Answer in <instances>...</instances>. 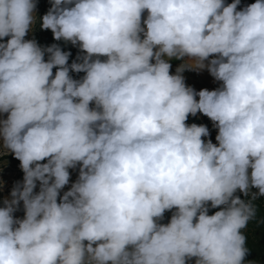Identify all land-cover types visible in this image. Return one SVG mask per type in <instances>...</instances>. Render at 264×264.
I'll return each mask as SVG.
<instances>
[{
    "label": "clouds",
    "instance_id": "obj_1",
    "mask_svg": "<svg viewBox=\"0 0 264 264\" xmlns=\"http://www.w3.org/2000/svg\"><path fill=\"white\" fill-rule=\"evenodd\" d=\"M240 2L51 0L40 26L78 45L69 65L25 39L36 0H0V147L24 173L0 207V264H244L256 209L235 193L264 196V0ZM204 69L220 87L185 84ZM198 112L217 144L185 123Z\"/></svg>",
    "mask_w": 264,
    "mask_h": 264
},
{
    "label": "rangeland",
    "instance_id": "obj_2",
    "mask_svg": "<svg viewBox=\"0 0 264 264\" xmlns=\"http://www.w3.org/2000/svg\"><path fill=\"white\" fill-rule=\"evenodd\" d=\"M36 3H37V7L35 10V15L37 18L36 23L33 27V30L30 31L26 35V37H25L26 40L35 39L36 41H38V39L41 38L42 28H41V26H39L37 24L38 17L40 15H43V13L48 11L49 8L51 7V0H36ZM224 3H225V5H227L228 0H224ZM249 4H250V0H241V5H240L239 9H242L243 7H246ZM146 15H147V13L145 12L143 14V17H146ZM169 62L171 64L170 74H175L177 67L181 63H183V61L176 60V59H172ZM187 75H186V70H185L183 72V76L185 78V84L187 86L192 87L197 92L200 91L201 89H208L211 91V90H214V89L220 87V85L209 86L205 82L192 80V79L188 78ZM197 99H198V97H197ZM6 118H7L6 113L0 114V120L6 119ZM185 123L188 125H191L193 123H195L197 125H206L208 130H209V136L208 137H202V139H204L205 141L210 139L214 144H217V141L215 138H216V135L218 134V129L213 126V122L207 116L198 112L196 114V116L189 115V117ZM0 145H2V140H0ZM5 152H6V150H4L2 147H0V207H3V201L6 198L11 199L10 193H11L13 187L17 183H22L23 176H24V173L22 172V170L20 168V161L17 160L14 157V155L10 152H6V154H3ZM44 162H46V161H44ZM69 172H70L69 184L66 185L63 190H61V193H60L61 196L63 195V192L68 191L71 187V184L74 183L78 179L79 167H77L76 169H69ZM252 190L253 189H251V191ZM34 191H36V192L39 191V184H37V188ZM239 194H242V193L239 191H237L235 193V195H239ZM58 202H59V198H58ZM218 210H220V209L219 208H211L209 206L208 214L212 215ZM174 211H175V209H172L171 211H166L164 213L163 219L159 222L161 224L169 223L171 216H172ZM14 217L20 218V219H22L24 217L23 202L20 203L18 210L15 211ZM248 224H249V222H248ZM248 224H247L246 228L241 230L244 235H246L248 232ZM252 236H253V238L256 237L254 234ZM246 239L249 240V238H246ZM250 240L252 241V239H250ZM249 262H251V264H264V252H262L260 256H254L253 253L248 251V254L245 257L244 264H249ZM188 263L189 264H195V258L188 261Z\"/></svg>",
    "mask_w": 264,
    "mask_h": 264
},
{
    "label": "trees",
    "instance_id": "obj_3",
    "mask_svg": "<svg viewBox=\"0 0 264 264\" xmlns=\"http://www.w3.org/2000/svg\"><path fill=\"white\" fill-rule=\"evenodd\" d=\"M233 0H228V4L232 3ZM256 0H250V4L255 3ZM241 5V2H240ZM240 5L238 6V10L240 8ZM48 11L44 12L43 15H45ZM43 15H40L38 17L37 24L40 26L41 24V19ZM41 38L38 39L37 43L42 47H47L53 44H58L63 51L70 52L71 55L69 56L68 59V64L71 65V63L76 60L77 56L83 55L81 50L79 49L78 45L73 46L71 43H65L64 41H56L53 38V33L51 30H43L42 29V34ZM8 38H4L3 42H6ZM47 54L45 55V60H47ZM106 57H101V60H105ZM56 68H53V77L56 72ZM70 75L73 79L79 80L81 79L85 73L80 72H71ZM258 191L257 189L253 188L251 192H256ZM239 196L242 200L249 201L253 203L255 209H256V215L253 220L249 221L248 224V232L245 235L246 238V247L248 248L249 252L253 253L254 256H260L262 252H264V196H259L257 199L252 200L251 194L249 196H245L243 193L237 195ZM255 235L256 237L253 238L252 235ZM250 239H252V242ZM189 264V263H188Z\"/></svg>",
    "mask_w": 264,
    "mask_h": 264
},
{
    "label": "crops",
    "instance_id": "obj_4",
    "mask_svg": "<svg viewBox=\"0 0 264 264\" xmlns=\"http://www.w3.org/2000/svg\"><path fill=\"white\" fill-rule=\"evenodd\" d=\"M188 74V75H187ZM186 75L188 78L195 80V81H202L208 84L209 86H217L220 85L221 82L216 81L207 71L204 70H186Z\"/></svg>",
    "mask_w": 264,
    "mask_h": 264
}]
</instances>
